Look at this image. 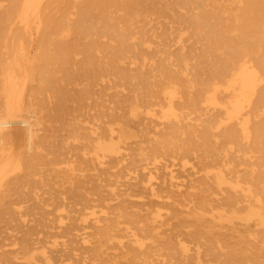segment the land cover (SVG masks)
<instances>
[{
    "label": "bare ground",
    "instance_id": "bare-ground-1",
    "mask_svg": "<svg viewBox=\"0 0 264 264\" xmlns=\"http://www.w3.org/2000/svg\"><path fill=\"white\" fill-rule=\"evenodd\" d=\"M170 154L197 160L206 198L232 214L218 220L264 232V0H0V222L21 229L0 264L87 250L89 234L73 232L99 223L121 178L133 204L176 194L207 210L196 179L192 193L173 170L147 181V161ZM123 232L142 249L133 227ZM40 233L66 240L44 246Z\"/></svg>",
    "mask_w": 264,
    "mask_h": 264
},
{
    "label": "rangeland",
    "instance_id": "rangeland-1",
    "mask_svg": "<svg viewBox=\"0 0 264 264\" xmlns=\"http://www.w3.org/2000/svg\"><path fill=\"white\" fill-rule=\"evenodd\" d=\"M230 8H234V6H230ZM232 24L233 20H231ZM246 36V39H249L248 34ZM225 146L226 142L219 139L218 151H223ZM239 147L236 146L234 151L228 152L229 159L234 163V172H240L242 168L240 164L242 161L241 152H237L241 148ZM196 162V159L192 160L171 154L161 156L156 162L148 160L147 170H152L154 173L150 178L147 176V181L150 179L151 182L158 183L168 178L165 172L173 170L177 176L176 183L183 184L179 189L183 192H191L193 190H190L188 186L196 179L193 183L196 188L194 191L200 193L197 198L201 195L205 197L203 201L210 206L207 210L192 211V197L188 196L183 200L176 197V194L168 195L162 199L163 205L151 203L148 195L147 198L144 196L141 199L143 202L147 201L146 206L133 204L129 200L135 198L126 195L130 191L123 184L125 179L121 178L112 189L123 195L105 202L109 204L110 208L98 214L99 223L95 224L91 217L83 218L86 220L85 224L89 225L88 228L73 232L76 235L88 233L89 248L85 250L84 247L80 246V243H72L77 247V251L73 253L74 256L66 259L64 264H264V232L251 224L245 226L237 218L230 221L218 220L220 216L231 219L232 214L227 209L222 212L220 207L212 204L210 198H206L212 190H209L205 180L199 179V177L204 176V171L192 175L194 171H198L200 168V166L195 165L192 169ZM217 168H221V166L216 165ZM213 169L214 167H211L209 170L213 171ZM89 173L94 174L93 171H89ZM43 189L40 188V190ZM102 194L105 195L106 190ZM164 195L167 194L163 193ZM166 204H170V206L167 207ZM156 210L163 213V217L157 219V222L153 221ZM146 211L147 219L145 220L143 215L146 214ZM120 213L122 215H119ZM46 218L52 224L57 222L53 215ZM23 219L29 221L30 216L26 215ZM135 221L143 222L136 223ZM159 221H163V224H160ZM79 222L82 221H77V223ZM118 222L121 225L118 228L113 227L115 230L110 232L108 229L117 225ZM126 225L136 230L137 239L143 245L142 249L135 247L132 249L131 238L123 232ZM143 225H147V229L139 230V226ZM19 229L18 222H0V251L12 250L16 247L12 248L10 243L13 235H18ZM107 234H115L116 239L110 242L107 239L104 240ZM38 237L44 246L49 247H54L52 246L53 241L61 243L66 240V238L61 237H48L44 233H40ZM180 245L187 249L186 253L182 251ZM130 252L135 254H128Z\"/></svg>",
    "mask_w": 264,
    "mask_h": 264
},
{
    "label": "clouds",
    "instance_id": "clouds-1",
    "mask_svg": "<svg viewBox=\"0 0 264 264\" xmlns=\"http://www.w3.org/2000/svg\"><path fill=\"white\" fill-rule=\"evenodd\" d=\"M32 147H33V144L30 142L29 143V146H28V150L31 151L32 150Z\"/></svg>",
    "mask_w": 264,
    "mask_h": 264
}]
</instances>
